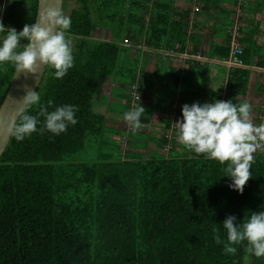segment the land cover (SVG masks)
Listing matches in <instances>:
<instances>
[{
	"label": "trees",
	"instance_id": "trees-1",
	"mask_svg": "<svg viewBox=\"0 0 264 264\" xmlns=\"http://www.w3.org/2000/svg\"><path fill=\"white\" fill-rule=\"evenodd\" d=\"M67 1L63 0V11ZM176 1L73 0L66 15L71 18L68 35L76 38L74 65L62 79L53 78L51 69L45 68L36 88L42 102L51 99L54 106H77L78 122L58 136L32 133L19 142L9 138L0 156V264H264V257L249 256L244 244L236 246L235 255L225 254L212 232L227 215L239 222L261 210L264 151L254 154L252 176L238 193L229 189V178L222 176L226 164L190 150H175L174 141L164 133L154 137L153 150L129 148L121 154L104 145L106 138H115V131L104 124L100 108L105 102L93 99L99 82L111 76L128 83L125 92L130 103V86L138 78V95L150 87L156 95L172 100L179 67H167L170 75L162 83L164 54L159 50H185L192 36L190 10L198 14L215 11L212 35H220L221 41H209L206 55L216 59L228 57L230 32L239 22L237 58L245 66H229L222 96L214 93L208 98L231 99L237 104L247 101L249 66H264V47L253 39L257 29L253 16L262 11L264 0L241 6L251 17L241 11L234 16L237 0H195V9L175 7ZM35 9L36 0H12L0 20L19 32L33 22ZM109 32L111 39L106 38ZM197 40L190 52H198ZM140 43L146 47L142 56ZM219 65L188 60L182 77L194 91L181 90L179 112L185 103H202L200 92L207 72L212 75ZM13 72L10 63L0 64V103ZM260 84L259 91L264 92V77ZM187 92L193 101L183 100ZM30 111L35 114L36 109ZM149 121L144 111L141 124ZM261 122L264 113L256 118V123ZM93 140L99 154L91 160L75 158ZM128 141L133 144L131 138ZM137 152L146 154L137 157ZM220 235L226 239L222 228Z\"/></svg>",
	"mask_w": 264,
	"mask_h": 264
},
{
	"label": "clouds",
	"instance_id": "clouds-1",
	"mask_svg": "<svg viewBox=\"0 0 264 264\" xmlns=\"http://www.w3.org/2000/svg\"><path fill=\"white\" fill-rule=\"evenodd\" d=\"M10 3L12 0L0 3V12ZM70 26V16L56 6V0H41L34 22L23 25L19 32L0 20V64L8 62L15 73L32 77L39 73L38 80L43 70L49 68L53 78L62 79L74 65L73 40L76 38L68 35ZM136 90L134 87L132 91L137 103L122 116L126 127L131 130L142 127L141 116L145 111L140 106ZM13 100L16 111L0 125V136L17 142L32 133L58 136L78 122L77 106H54L51 99L42 102L36 86L25 87L22 95ZM31 109H36L35 114ZM172 125L179 142L188 150L226 164L222 176L229 178V189L243 192L252 176L250 169L255 162L254 154L264 151V122H254L247 101L239 104L231 99L185 103L181 106V117ZM221 228L226 239L220 235ZM212 232L214 242L223 246L225 254L235 255L236 246L244 244L249 256L264 257V205L239 222L234 215H227L220 227H213Z\"/></svg>",
	"mask_w": 264,
	"mask_h": 264
},
{
	"label": "crops",
	"instance_id": "crops-1",
	"mask_svg": "<svg viewBox=\"0 0 264 264\" xmlns=\"http://www.w3.org/2000/svg\"><path fill=\"white\" fill-rule=\"evenodd\" d=\"M253 0H237L236 4H234L235 13L243 14L245 16L251 17L250 13L242 12L243 10L240 9L246 7L250 2ZM194 5H196L195 0H191L190 2H187L185 0H179L175 2V7L178 8H186L189 7L190 9H193ZM201 7V5H199ZM208 12V14H207ZM256 13V12H255ZM254 13V26H257V29L254 31L253 39L255 40L256 45H259L260 47H264V8H262V11L260 13ZM238 17V16H237ZM236 17V18H237ZM235 19V17H233ZM188 24H189V35L192 34L191 39L188 37V39L185 42V50L183 51H174L173 53L169 51H161L163 52V56H161L162 64L164 65L162 67V70H165V74L160 69V75H161V82L164 83V81L167 79V77L170 75V71L167 70V67L172 66L173 64L178 65L179 67V83L177 84V89L174 90L173 93V99L171 100L170 97L165 96L163 94L156 95V93L151 92L152 88L148 87L146 90H141L139 98H141L142 105L145 106V114L150 117V121L148 124H142V127L137 130H131L126 127L122 116L124 113V108L126 105H128V109L132 107L133 104H131L127 101L130 99L129 95L126 96V92L128 93L129 90V84L128 83H121V81L114 80L112 77L103 78L98 85V91L94 94L93 99L97 100L100 99L105 102L104 106L100 109L104 110V118H105V126L108 127L111 125L115 130V133L112 134V136H115L116 139L121 141L124 139L126 142V149L129 148L133 150H153L154 149V137L159 136L160 134H165V136L168 138L169 141H174L173 148L175 150H188L183 144H181L178 140L177 132L175 131L172 123H174L177 119L181 117V112L178 111L177 105L178 101L181 100V90L185 88L186 91H194V87L188 82L184 84V77H182V74L184 70L186 69L188 60L190 59H196L200 62H212V63H219L217 62L216 58L214 57H208L206 55L207 45L209 44V41H221L220 35H212L213 32V22L217 19L215 18V11L213 9L206 10L205 14H198L197 12H191L189 11V18H188ZM235 22V21H234ZM208 25V29L207 26ZM239 22L237 21L236 30L238 28ZM243 28V26H241ZM233 29V28H232ZM232 30L230 33L232 35ZM228 31V30H226ZM231 35L229 37V43L231 39ZM235 35V34H234ZM195 38H198L197 43L195 46H197L198 52H190L191 46H193V43H195ZM190 39V40H189ZM236 40V36H235ZM237 42V40H236ZM177 47V46H176ZM140 49V50H139ZM138 50L139 55L142 56L145 53L146 47L144 44L140 43L138 44ZM133 51V50H132ZM132 53V52H131ZM165 54L174 55L173 57L167 58ZM198 55L199 58L197 56ZM256 59V58H255ZM254 59V60H255ZM150 60V59H148ZM151 62V61H150ZM149 62V64H150ZM220 64V63H219ZM250 74H249V83L248 88L246 91L245 99H247L248 103L251 107V115L254 119V122L256 123V118L259 115H262L264 113V92L259 91L260 82L263 80L264 77V66L261 65H250ZM139 68V67H138ZM208 71V68H207ZM228 67L225 65L220 64L218 68L213 69L211 71V74H208L207 72V78L205 79L203 83V89L204 91H201V98L202 103L204 102H212L211 95L214 93H221V96L224 92V81L227 76ZM209 75V76H208ZM182 78V81H181ZM138 78L134 80V83H137ZM133 84V83H132ZM147 84L145 85V87ZM117 87L122 88V98L121 92L117 89ZM126 91V92H125ZM188 94V97L183 98L184 101H193L194 97L192 94ZM122 99V106H119L117 103L119 100ZM179 101V102H180ZM112 103V105H110ZM99 104V102H98ZM136 104V103H135ZM189 104V103H187ZM107 106V108H106ZM134 106V105H133ZM109 107L111 109H109ZM181 107V106H180ZM164 108V111H163ZM168 118L169 121H166ZM168 122V123H167ZM259 124V123H257ZM119 131V132H118ZM121 131V133H120ZM118 132V133H116ZM132 139V147L128 144V140ZM140 146H139V145ZM171 143H167V147L170 148Z\"/></svg>",
	"mask_w": 264,
	"mask_h": 264
},
{
	"label": "water",
	"instance_id": "water-1",
	"mask_svg": "<svg viewBox=\"0 0 264 264\" xmlns=\"http://www.w3.org/2000/svg\"><path fill=\"white\" fill-rule=\"evenodd\" d=\"M63 0H56V6L60 7L62 9ZM41 6V0H36V9H35V15L37 14V10ZM34 22V20H33ZM42 71V70H41ZM45 69L41 73L39 80L38 75L37 77H32L30 75H27L25 73H15L13 72V75L11 77V80L9 82V86L7 88V91L0 103V125H3L6 123V121L12 117L16 111L17 105L14 102V97H19L22 95L23 90L25 87L27 88H34L35 86L39 84L42 75L44 73ZM10 137L0 136V156L6 147L8 140Z\"/></svg>",
	"mask_w": 264,
	"mask_h": 264
},
{
	"label": "rangeland",
	"instance_id": "rangeland-1",
	"mask_svg": "<svg viewBox=\"0 0 264 264\" xmlns=\"http://www.w3.org/2000/svg\"><path fill=\"white\" fill-rule=\"evenodd\" d=\"M73 6V0H68L67 1V9L64 11L65 14H67L69 12V9ZM1 13V12H0ZM207 29H208V25ZM112 34L109 32L108 34H106V38H112ZM117 89L121 92V98H122V93H124L122 91V88L117 87ZM121 100H119V102L117 103L119 106H122L123 103L121 102ZM109 130H115L113 127H111V125L108 126ZM104 145H106L110 150H114L116 149L117 151H120L121 154L123 153V150L126 149V142L124 141V139L120 138V141L116 138H112V137H108L104 140ZM108 142V143H107ZM107 150V149H106ZM118 153V152H117ZM97 154H99V148H98V144L93 140L92 142L88 143L87 146L84 147V150L78 154L75 155V158L81 159V160H91L93 159ZM146 153H142V152H137L136 156L137 157H144Z\"/></svg>",
	"mask_w": 264,
	"mask_h": 264
},
{
	"label": "built area",
	"instance_id": "built-area-1",
	"mask_svg": "<svg viewBox=\"0 0 264 264\" xmlns=\"http://www.w3.org/2000/svg\"><path fill=\"white\" fill-rule=\"evenodd\" d=\"M1 3H5V0H2ZM196 7H197V5H194L193 9H195ZM1 14H2V12L0 13V19H1ZM234 29L236 30V26L235 25H234L232 30H234ZM235 30L232 32V35H231L228 57L225 58V59H216L217 62H219L220 64L225 65L227 67H229V66H245L237 58V54L240 52L241 47H240L239 43L236 42V40H235V35H234L235 34ZM194 56H197L199 58L198 55H194ZM134 87H136L135 83L130 86V89H131V94H130L131 95V104H133V105H135V103H136V100H135V97H134L133 91H132Z\"/></svg>",
	"mask_w": 264,
	"mask_h": 264
}]
</instances>
